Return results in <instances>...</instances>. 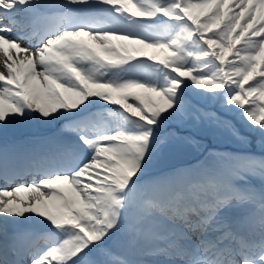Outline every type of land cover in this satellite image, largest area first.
<instances>
[{"label": "snow or ice", "instance_id": "6c2138e0", "mask_svg": "<svg viewBox=\"0 0 264 264\" xmlns=\"http://www.w3.org/2000/svg\"><path fill=\"white\" fill-rule=\"evenodd\" d=\"M0 65V134L51 132L0 148V264H264V0H0Z\"/></svg>", "mask_w": 264, "mask_h": 264}, {"label": "rangeland", "instance_id": "374dc122", "mask_svg": "<svg viewBox=\"0 0 264 264\" xmlns=\"http://www.w3.org/2000/svg\"><path fill=\"white\" fill-rule=\"evenodd\" d=\"M28 136H31V135H25V137H28ZM204 144H208L209 142L207 140L203 141ZM215 144V150L216 151H222V150H219V146H229V148H232V149H239L241 146L240 145H237L235 143H216V142H213ZM225 144V145H224ZM214 149H211V150H214ZM229 152L232 151V150H228ZM223 152V151H222ZM195 158V155L194 154H186V155H181V156H178L176 157L177 159H179L178 161L179 162H184V161H187L191 158ZM176 163V162H175Z\"/></svg>", "mask_w": 264, "mask_h": 264}, {"label": "bare ground", "instance_id": "6f19581e", "mask_svg": "<svg viewBox=\"0 0 264 264\" xmlns=\"http://www.w3.org/2000/svg\"><path fill=\"white\" fill-rule=\"evenodd\" d=\"M51 2L55 3L56 0H51ZM0 71H4V68L2 65H0ZM38 147V145H23V144H20V143H13L11 146H10V149H17V150H30V149H33V148H36ZM0 148H2L0 146Z\"/></svg>", "mask_w": 264, "mask_h": 264}]
</instances>
